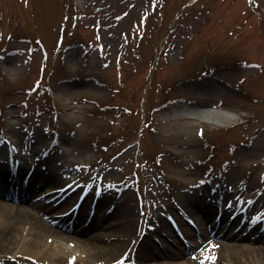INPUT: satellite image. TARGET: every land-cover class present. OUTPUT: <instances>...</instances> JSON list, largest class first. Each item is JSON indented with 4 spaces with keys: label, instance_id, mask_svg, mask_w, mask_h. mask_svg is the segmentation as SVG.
Segmentation results:
<instances>
[{
    "label": "rangeland",
    "instance_id": "374dc122",
    "mask_svg": "<svg viewBox=\"0 0 264 264\" xmlns=\"http://www.w3.org/2000/svg\"><path fill=\"white\" fill-rule=\"evenodd\" d=\"M37 131L39 154L69 170L66 182L113 192L112 221L126 225L125 209L134 210L131 246L152 226L148 184L176 202L183 219L185 196L200 193L227 215L244 208L245 195L257 196L263 209L244 214L257 221L264 215V0H0V142L8 143L0 151L25 154V139ZM170 215L169 226H179ZM21 228L0 259L31 264ZM190 229L203 232L199 224ZM177 239L172 233L152 252L174 253ZM72 244L58 264H139L136 251L104 259ZM205 244L181 260L255 264Z\"/></svg>",
    "mask_w": 264,
    "mask_h": 264
},
{
    "label": "bare ground",
    "instance_id": "6f19581e",
    "mask_svg": "<svg viewBox=\"0 0 264 264\" xmlns=\"http://www.w3.org/2000/svg\"><path fill=\"white\" fill-rule=\"evenodd\" d=\"M195 103H201V101H195ZM199 106L201 105L199 104ZM226 119L228 120L229 118ZM31 135L32 136L28 140L26 138L24 141L27 143L26 147L28 150V157L25 158L28 160L30 159V164H26L29 162L23 160L21 163L20 160H12L13 163L9 169L5 167V162L2 158L5 153L0 151V164H2L0 166V184H2L1 187L3 186V190L0 192V197L3 198V200H0V248L6 252L17 245L14 238L16 237V234L18 235V230L15 228H18L23 224L24 228L21 229L24 237H21L22 240L20 238L21 246L24 250L30 253L32 261L36 262V264L62 263L63 259L71 254L70 250L72 249L66 246V243L71 242H73L72 245H74L79 252H85L89 257H94L96 251L99 252L104 259H109L122 251L127 254L131 246V244L129 245V239L132 238L133 232H136L133 227L135 223H138V218L137 216L135 217L134 210L131 207H128L124 211L126 225L118 224V219L112 221L115 219L114 210L119 204L115 202V195L113 192H109V195L105 189L100 191L96 199V205H99L102 210L100 211V216L95 219L89 217V214L86 213V207L84 209L82 207L81 213L77 219L79 227L69 224V220H65V204L73 201L74 194L64 192L65 194L62 193L66 195L64 199L57 201L56 198L59 199L64 196L62 194H60L62 196H57L58 190L51 196H46L39 200L37 199V196H40L41 193H46L47 190L61 189L62 186L58 188L56 185L63 182V177L59 173L50 175L46 172L45 174H42L43 170V172H45V169L47 168L46 166H49V163H52L51 161L54 157L51 153L49 158L47 154L44 156L39 155L38 146L41 134L37 131L31 132ZM40 161L44 165L47 164L43 169L42 166H40V163H38ZM29 166L32 178L41 179V185L38 189H35V185L31 181L29 182L28 187L25 188V191H21L25 193L24 195H22V193L17 194L19 198L15 201H21V197L25 196L27 197L25 201L28 202L24 204L7 203L6 199H12L9 198L8 192L6 191L7 187L14 185L23 189L22 186L20 187L18 185H20L22 179L26 177L24 169H28ZM147 182L149 183V181ZM222 182V180H219L214 182V184H218L219 187V185H222ZM148 185L150 186L148 189L146 188L147 196L152 199L153 206L147 215L146 225L152 226H148L149 233L144 239L140 242L137 240V242H134L136 243L137 248L134 257L139 261V264H160L158 263L159 260L165 258L179 261L176 262L177 264H195L191 261L184 263V261L181 260L184 259V254L186 253L183 248L174 253L165 251L163 248L158 250L157 254L152 252L153 250H156L153 248V245L155 243L157 244L161 239H166L168 241L172 239L173 231L166 220L168 216H171L170 214L176 216V220L179 222L180 226L179 229L185 231L187 237L191 240L196 239V236L193 231L191 232V229H188L186 219L190 218L194 223L199 224L202 227L203 232H200L199 235L200 243H196L191 249H199L203 247L204 243H206L205 245L210 247L211 253L220 255L225 250L226 252L231 253L236 252L239 255L247 254L252 261H255V264H264V245H262L264 243L263 235H258L255 232H252L246 236L248 242L239 243L240 240H243V233L242 231L235 232V228L231 229V227L226 232L223 230L216 231L212 239L206 231V229L213 230L215 228V225L209 224L208 221L212 213L211 210L214 209L211 204L205 202L203 198H196L193 195L185 196V198L180 200V208L188 218L185 217L186 219H183V215L179 216L181 213L179 212V207H177L176 202L171 203L169 199L167 200L166 195L163 194L155 184ZM43 188H45V190L41 191ZM108 196H110V198ZM86 198L91 199L92 194H88ZM156 200L157 202L155 203ZM260 205L261 198L250 194L247 195L246 209L252 207L263 209ZM155 211H157L158 214L155 213ZM224 214L225 212L221 215L220 219L224 218ZM229 219L230 218H228V221ZM155 220H157L156 224L154 222ZM235 224V220L230 221L231 226H234ZM252 227H255V225ZM119 229L121 230V233H125L126 235H118ZM92 231H97V234H90ZM15 232L16 234H14ZM109 236L115 239L106 241V238ZM121 237L124 238V240H121ZM95 239L98 241H94ZM89 240H93L92 243ZM100 241L103 243L99 244ZM255 242L257 244H255ZM4 252L0 251V254ZM216 264L223 263L222 261H217Z\"/></svg>",
    "mask_w": 264,
    "mask_h": 264
}]
</instances>
